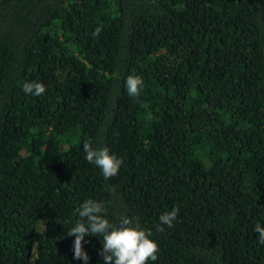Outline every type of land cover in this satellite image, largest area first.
Listing matches in <instances>:
<instances>
[{
    "label": "trees",
    "instance_id": "trees-1",
    "mask_svg": "<svg viewBox=\"0 0 264 264\" xmlns=\"http://www.w3.org/2000/svg\"><path fill=\"white\" fill-rule=\"evenodd\" d=\"M88 198L151 230V264H264V0H0V264H84ZM101 247L84 237L87 264Z\"/></svg>",
    "mask_w": 264,
    "mask_h": 264
},
{
    "label": "clouds",
    "instance_id": "clouds-1",
    "mask_svg": "<svg viewBox=\"0 0 264 264\" xmlns=\"http://www.w3.org/2000/svg\"><path fill=\"white\" fill-rule=\"evenodd\" d=\"M125 87L129 96L136 97L144 87V80L140 75L130 74L125 78ZM21 90L25 95L40 96L45 93L46 86L37 80H26L21 83ZM83 151L84 158L94 164L105 178L118 174L123 164V160L110 153L107 147L84 142ZM74 211L78 219L69 229V236H74L72 246L74 259L87 264L89 257L82 249V241L85 236L91 235L100 238L103 264H151L157 261L159 247L152 239L151 230L141 227L133 217L121 213L118 223L110 222L105 215L104 202L92 198L82 201ZM178 212L179 209L173 206L161 214L157 230L163 231L161 225L171 228ZM253 231L257 234L258 244L264 246V223H255Z\"/></svg>",
    "mask_w": 264,
    "mask_h": 264
}]
</instances>
